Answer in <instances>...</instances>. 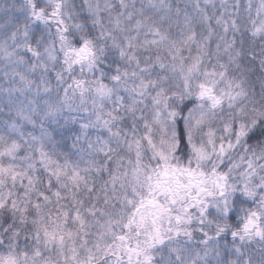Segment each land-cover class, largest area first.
Listing matches in <instances>:
<instances>
[{"label":"clouds","instance_id":"1","mask_svg":"<svg viewBox=\"0 0 264 264\" xmlns=\"http://www.w3.org/2000/svg\"><path fill=\"white\" fill-rule=\"evenodd\" d=\"M0 264H264V0H0Z\"/></svg>","mask_w":264,"mask_h":264}]
</instances>
